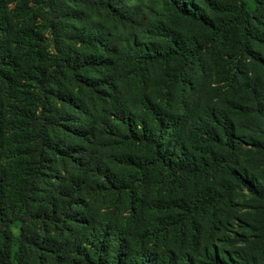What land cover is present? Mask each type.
Here are the masks:
<instances>
[{
    "label": "trees",
    "instance_id": "1",
    "mask_svg": "<svg viewBox=\"0 0 264 264\" xmlns=\"http://www.w3.org/2000/svg\"><path fill=\"white\" fill-rule=\"evenodd\" d=\"M250 159L264 0H0V264H264Z\"/></svg>",
    "mask_w": 264,
    "mask_h": 264
},
{
    "label": "rangeland",
    "instance_id": "2",
    "mask_svg": "<svg viewBox=\"0 0 264 264\" xmlns=\"http://www.w3.org/2000/svg\"><path fill=\"white\" fill-rule=\"evenodd\" d=\"M260 163H258V161H256V159H250L249 161H246L244 164L246 165L247 170L249 172H252V175L253 176H257L259 173H261V170L264 169V166L260 165ZM238 202L239 203H241V202L245 203V202H247V198L244 197V196L239 195ZM243 213H244L243 214L244 215L243 216L244 221L246 223H249V220H251L253 218L252 213L251 212H248L247 214H245L246 211L243 212ZM235 228H237V227L235 226ZM237 229L244 236H246V235H248L250 233V226H249V228L248 227L247 228L245 227L244 229H242V228H239L238 227ZM236 245L239 248L238 251H241V252L244 251V252H246V251L249 250V244H248V242L238 241ZM246 254H247V252H246ZM246 254L244 253V255H246Z\"/></svg>",
    "mask_w": 264,
    "mask_h": 264
}]
</instances>
